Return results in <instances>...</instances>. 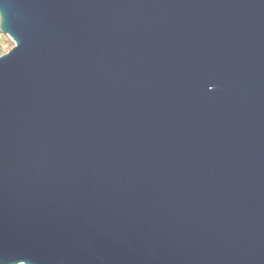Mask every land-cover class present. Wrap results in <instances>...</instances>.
Here are the masks:
<instances>
[{
	"label": "water",
	"instance_id": "1",
	"mask_svg": "<svg viewBox=\"0 0 264 264\" xmlns=\"http://www.w3.org/2000/svg\"><path fill=\"white\" fill-rule=\"evenodd\" d=\"M0 264H264V0H0Z\"/></svg>",
	"mask_w": 264,
	"mask_h": 264
},
{
	"label": "rangeland",
	"instance_id": "2",
	"mask_svg": "<svg viewBox=\"0 0 264 264\" xmlns=\"http://www.w3.org/2000/svg\"><path fill=\"white\" fill-rule=\"evenodd\" d=\"M13 46L14 43L10 38L7 35L0 33V56L7 53Z\"/></svg>",
	"mask_w": 264,
	"mask_h": 264
}]
</instances>
